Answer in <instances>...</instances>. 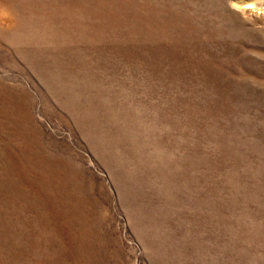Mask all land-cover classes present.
Masks as SVG:
<instances>
[{"label":"rangeland","instance_id":"1","mask_svg":"<svg viewBox=\"0 0 264 264\" xmlns=\"http://www.w3.org/2000/svg\"><path fill=\"white\" fill-rule=\"evenodd\" d=\"M0 264H264V0H0Z\"/></svg>","mask_w":264,"mask_h":264}]
</instances>
